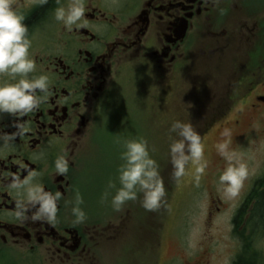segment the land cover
I'll return each mask as SVG.
<instances>
[{"label":"flooded vegetation","instance_id":"1","mask_svg":"<svg viewBox=\"0 0 264 264\" xmlns=\"http://www.w3.org/2000/svg\"><path fill=\"white\" fill-rule=\"evenodd\" d=\"M14 4L25 18L42 7L35 0ZM55 7L49 0L28 26L37 65L33 75L50 76L51 95L39 109L17 118L27 130L0 146V264H100L101 249L108 252V245L129 257L135 240L148 244L150 226L156 224L146 216L140 220L136 210L110 211L107 222L108 213L96 220L85 213L84 223H75L71 211L79 173L98 149L108 121L102 114L121 77L159 92L173 90L172 106H161L171 115L161 118L164 127L174 120L191 122L202 142L229 129L241 154L248 138L258 140V172L235 199L210 202L206 220L211 224L226 215V228L215 230L223 228L230 244H199L182 264H261L255 243L264 235V218L256 214L264 191V0H86L82 26L71 32L54 20ZM15 122L0 114L3 132H15ZM121 140L115 135L111 141L117 143L105 150L119 154ZM58 156L69 162L66 175L55 171ZM224 167L218 166L212 178ZM29 172L40 174L46 191L61 193L55 222L34 219V210L16 217L18 197L8 185ZM158 233L153 258L158 255L156 264H166Z\"/></svg>","mask_w":264,"mask_h":264},{"label":"clouds","instance_id":"2","mask_svg":"<svg viewBox=\"0 0 264 264\" xmlns=\"http://www.w3.org/2000/svg\"><path fill=\"white\" fill-rule=\"evenodd\" d=\"M35 2L43 6L49 0ZM55 4L52 16L57 23L69 32L73 30V26H82L80 22L87 10L86 0H55ZM24 20L25 16L16 10L14 0H0V114H7L16 120L13 125L15 132L0 130V146L10 145L18 134H23L27 129L17 118L28 116L39 109L51 95L50 76L33 75L37 65L30 52L32 41ZM221 135L222 140L215 147L226 166L218 176V186L226 198L235 199L249 178V168L242 155L231 148V131L225 129ZM168 140L172 179L179 182L187 174L189 166H192L195 182L199 185L200 178L208 167L201 135L191 122L174 120L168 129ZM122 148L119 157L122 163L117 168L116 178L119 187L109 180L102 200L111 196L114 211H120L128 201H136L138 194L142 195L140 202L146 211L154 212L166 206L164 180L159 164L150 154L148 141L142 137L126 139ZM155 151V148L151 149V152ZM54 167L57 174L66 175L69 162L64 156H58ZM39 175L37 172H29L23 179L18 176L11 178L8 187L18 197L15 215L18 219H23L27 212L34 210V219L55 222L61 193L46 191L37 179ZM112 189H115L114 194ZM82 204L83 198L77 191L71 209L75 223L86 221Z\"/></svg>","mask_w":264,"mask_h":264},{"label":"rangeland","instance_id":"3","mask_svg":"<svg viewBox=\"0 0 264 264\" xmlns=\"http://www.w3.org/2000/svg\"><path fill=\"white\" fill-rule=\"evenodd\" d=\"M139 79L142 78L139 77ZM159 91L154 87L150 88L148 84L144 85L142 81L131 82L125 77H121L117 81L113 87L109 106L102 114V117L107 118L108 121L102 124V129L98 135L96 142L98 149L92 152V156L87 157L83 173H79L81 177L78 191L83 198L81 208H85L84 212L93 217L94 220L98 219L99 214L108 213L107 216H103L104 222L111 219L108 218L111 214L110 211L113 214L116 211L111 206V196L107 200H102V195L107 190L109 180L115 182L119 187L115 167L122 163L119 159L121 152L112 156L109 151L105 150V148L110 149L112 144L117 143L111 141L112 137L116 135V138H123V141L141 137L147 140L150 154L159 164L160 174L164 180L166 189L165 208L161 207L154 212L146 211L141 206L142 195L138 194L136 201H128L119 211L136 210L137 215H140V220L146 216V219L149 217L150 221L156 224L155 227L150 226V239L146 241L148 244L140 246L138 245L139 240H135L132 245L134 251L129 257L124 252L117 254L108 245V252L104 253L101 249L99 258L101 257L102 263L100 264H156L158 255L153 258L156 250L153 236L157 232L159 233L156 236L160 237V248L158 249L160 258L163 262L167 261L168 264L171 260L176 259L180 260H176L175 264H182L181 260L189 259L199 244L217 245L220 248L230 244L223 228L218 231L215 230L219 225H224L226 228V215L214 219L211 224L206 220L210 202L215 198H219L222 202L227 199L219 190L218 177L212 178L213 171L218 166L225 165V161L218 155L215 147L222 140V132L212 135L213 132L202 142L205 147L208 167L200 178L199 185L195 182L192 166H189L187 174L179 182H176L171 177L172 167L168 155V129L170 125L164 127L165 124L161 122V118L164 116H171L168 112L165 114L161 106H172L173 90L166 91L168 94ZM117 123L119 126L115 128ZM130 123L133 125L130 126ZM116 129L120 130L116 131ZM118 132L120 134H117ZM165 132L166 136L164 135ZM123 141L119 142L123 144ZM208 142H212V144L208 146ZM235 144L236 140L232 139L231 148L241 154L240 147ZM245 146L246 151L241 155L248 165L250 176L252 173L258 172V140L251 139L246 142ZM152 148H155L156 151L151 152ZM164 169H166L165 173H163ZM111 191L114 194L115 189ZM159 222L161 223L160 228ZM255 244L258 246L260 262L264 264V235L258 236Z\"/></svg>","mask_w":264,"mask_h":264},{"label":"trees","instance_id":"4","mask_svg":"<svg viewBox=\"0 0 264 264\" xmlns=\"http://www.w3.org/2000/svg\"><path fill=\"white\" fill-rule=\"evenodd\" d=\"M49 4V3H48ZM43 5L40 7L36 12H34L31 16L25 18L24 23L28 27L32 22H35L40 18L43 13L44 8L48 5ZM256 214L258 219L263 217L264 218V191L261 193L259 197V201L256 202Z\"/></svg>","mask_w":264,"mask_h":264}]
</instances>
